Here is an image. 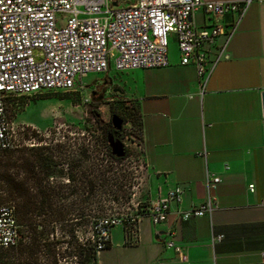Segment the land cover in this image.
Returning <instances> with one entry per match:
<instances>
[{"label": "crops", "instance_id": "crops-1", "mask_svg": "<svg viewBox=\"0 0 264 264\" xmlns=\"http://www.w3.org/2000/svg\"><path fill=\"white\" fill-rule=\"evenodd\" d=\"M193 19L199 26L207 22L202 12ZM216 50L209 47L210 58ZM168 61L163 68L111 66L100 81L114 80L120 95L137 105L151 198L178 186L182 201L170 205L161 223L142 217L135 240H126L122 227L112 228L97 264H264V1L251 3L203 88L196 67L181 64L174 35ZM208 176L220 179L212 193L214 209L180 220L178 208L206 199Z\"/></svg>", "mask_w": 264, "mask_h": 264}, {"label": "built area", "instance_id": "built-area-1", "mask_svg": "<svg viewBox=\"0 0 264 264\" xmlns=\"http://www.w3.org/2000/svg\"><path fill=\"white\" fill-rule=\"evenodd\" d=\"M262 1L0 0V150L19 147L8 115L10 100L44 91H81L84 77L107 73L111 66L116 71L166 67L171 35L181 64L196 67L203 88L251 3ZM196 12H202L207 22L197 25ZM226 15L232 17L224 24L220 19ZM212 45L217 50L210 58ZM219 182V177L208 176L206 199L178 208V218L187 221L210 214L216 205L212 193ZM249 189L253 190L252 184ZM181 201L182 189L176 186L124 213L101 216L91 227L93 251L109 246L110 231L116 226L122 227L126 240H135L142 217L161 223L170 205ZM18 242L15 207L0 203V264L2 252ZM175 250L181 252L179 247Z\"/></svg>", "mask_w": 264, "mask_h": 264}, {"label": "rangeland", "instance_id": "rangeland-1", "mask_svg": "<svg viewBox=\"0 0 264 264\" xmlns=\"http://www.w3.org/2000/svg\"><path fill=\"white\" fill-rule=\"evenodd\" d=\"M114 76L117 79V76ZM101 78L100 73H89L83 78V83L87 87L81 91H44L30 96L16 97L8 102V115L18 148L29 147L32 144L47 145L53 148L49 151L53 153V159L60 160L66 158L68 152L75 154L79 146L86 145L95 161L108 166L106 182L97 183L95 196L97 203L93 206L98 207L99 212L102 211L99 214L101 216L119 215L128 211L129 207L133 208L139 203L150 201L153 181L141 156L140 137L130 122L123 125L122 143L126 147L123 156L113 155L106 141L110 155L121 158L120 160L112 159L102 147V133L107 128L110 113L114 111L119 116L128 118L129 111L134 109L136 104L113 92L112 87L116 86L115 83L104 88L103 90H106L104 93L96 86L98 93L93 96L90 89L100 82ZM100 94L104 95L102 99L98 98ZM94 109L101 113L103 129L96 124ZM63 166V164L58 165L55 169H61ZM34 170L37 171V168ZM52 176L58 181L68 183L66 175L59 177L54 173ZM33 189L35 190L36 187L33 186ZM71 189L67 188L68 191ZM72 199L74 198H69L64 204L74 209L78 205L73 203ZM19 229L23 228L19 227ZM75 233L79 238L91 237L89 227L84 229L78 227ZM53 239L60 240L56 248L59 252L57 264H78L75 242L74 240L71 244L67 242L70 236L66 229L57 226L53 236L49 235V240ZM2 263L19 264V256L15 252L5 250L2 253Z\"/></svg>", "mask_w": 264, "mask_h": 264}, {"label": "trees", "instance_id": "trees-1", "mask_svg": "<svg viewBox=\"0 0 264 264\" xmlns=\"http://www.w3.org/2000/svg\"><path fill=\"white\" fill-rule=\"evenodd\" d=\"M93 112L96 124L103 129L100 111L94 109ZM113 115L122 120L120 129L113 127ZM129 115L123 118L114 111L110 113L101 139L108 155L107 136L111 135L122 143L125 123L130 122L141 138L142 120L137 105L129 111ZM51 149L47 145L32 144L29 147L0 150V203L14 205L17 224L23 228L19 229L18 245L6 251L14 250L19 256V264H57L59 252L56 248L60 240L50 241L49 235L53 236L55 228L59 226L69 234V244L74 240L78 264H97V253L93 251L90 238H79L75 232L78 227L91 229L101 217L99 214L102 211L99 212L93 204L97 203L98 181L105 183L107 180L108 166L95 161L86 145L79 146L75 154L68 152L66 158L60 160L53 159V153H49ZM61 164L63 168L55 169ZM36 168L37 171L34 170ZM54 173L59 177L66 175L68 183L55 179L52 176ZM67 188L72 189L68 191ZM69 198H74L72 202L78 205L74 209L64 204Z\"/></svg>", "mask_w": 264, "mask_h": 264}, {"label": "water", "instance_id": "water-1", "mask_svg": "<svg viewBox=\"0 0 264 264\" xmlns=\"http://www.w3.org/2000/svg\"><path fill=\"white\" fill-rule=\"evenodd\" d=\"M110 83H112V80H110ZM112 91L118 94H122V90L118 87L112 88ZM261 100H262V114L264 116V91L261 93ZM111 123L115 129H120L122 120L117 115H113L111 117ZM107 141L113 155L121 157L125 154L124 146L119 140H116L111 135H108Z\"/></svg>", "mask_w": 264, "mask_h": 264}, {"label": "flooded vegetation", "instance_id": "flooded-vegetation-1", "mask_svg": "<svg viewBox=\"0 0 264 264\" xmlns=\"http://www.w3.org/2000/svg\"><path fill=\"white\" fill-rule=\"evenodd\" d=\"M96 86H97L98 88H101V89H102V93H104L106 90H103V89L112 86V83H110V81H109L108 79H104V80L98 82V83L96 84ZM96 86L91 87V89H90V91L92 92V95H93V96H96V94L98 93V91H97V89H96V88H97ZM103 96H104L103 94H100V95L98 96V98H99V99H102Z\"/></svg>", "mask_w": 264, "mask_h": 264}]
</instances>
